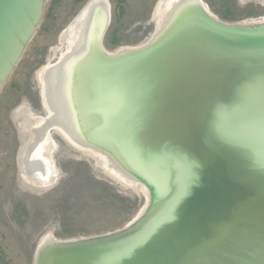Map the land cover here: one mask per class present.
<instances>
[{
	"label": "water",
	"instance_id": "obj_1",
	"mask_svg": "<svg viewBox=\"0 0 264 264\" xmlns=\"http://www.w3.org/2000/svg\"><path fill=\"white\" fill-rule=\"evenodd\" d=\"M47 2L0 0V92ZM105 11L97 43L103 67L142 58L125 78L136 84L126 163L159 205L132 229L53 246L39 264H264V29L186 8L162 41L111 57L104 48L111 7ZM124 91L111 82L107 96Z\"/></svg>",
	"mask_w": 264,
	"mask_h": 264
},
{
	"label": "rangeland",
	"instance_id": "obj_2",
	"mask_svg": "<svg viewBox=\"0 0 264 264\" xmlns=\"http://www.w3.org/2000/svg\"><path fill=\"white\" fill-rule=\"evenodd\" d=\"M88 1L48 0L33 38L0 92V264H35L40 247L49 240L70 243L124 232L148 204L141 188L112 178L99 161L56 130L48 150L54 169L50 189L22 183L20 154L33 135L28 127L48 115L37 72L55 65L68 50L62 34ZM106 1L112 8L104 39L108 53L150 42L157 31L153 17L160 0ZM203 3L227 24L264 21V0Z\"/></svg>",
	"mask_w": 264,
	"mask_h": 264
},
{
	"label": "bare ground",
	"instance_id": "obj_3",
	"mask_svg": "<svg viewBox=\"0 0 264 264\" xmlns=\"http://www.w3.org/2000/svg\"><path fill=\"white\" fill-rule=\"evenodd\" d=\"M162 2L154 16L157 31L150 42L136 49L105 52L113 57L155 45L178 25L186 8L205 20L215 18L203 3H196L195 0H167L161 6ZM91 5L93 7L82 13L76 23L62 34L61 40L67 43L68 50L55 65L49 64L37 72L48 115L35 119V123L28 127L33 135L20 154L21 179L24 180L22 183L29 184V188L50 189L54 169L48 150L52 143L51 134L59 131L70 144L99 161L112 178L128 186L139 187L146 194L148 204L140 218L126 229L129 230L155 214L160 201L150 184L126 163L129 152L126 137L131 120L129 103L136 84L125 78L142 63V58L125 60L117 67L119 69L103 67L97 43L104 25L105 7L111 6L106 0H92ZM237 25L244 30L264 29V21ZM111 82L124 84L122 97L107 96ZM60 244L65 243L45 242L37 253L35 264H39L46 250Z\"/></svg>",
	"mask_w": 264,
	"mask_h": 264
},
{
	"label": "flooded vegetation",
	"instance_id": "obj_4",
	"mask_svg": "<svg viewBox=\"0 0 264 264\" xmlns=\"http://www.w3.org/2000/svg\"><path fill=\"white\" fill-rule=\"evenodd\" d=\"M111 10H112V8H111Z\"/></svg>",
	"mask_w": 264,
	"mask_h": 264
}]
</instances>
